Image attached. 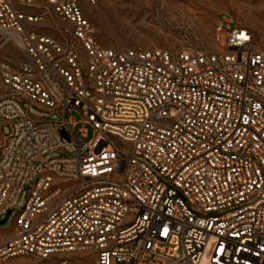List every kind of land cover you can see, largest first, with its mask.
I'll list each match as a JSON object with an SVG mask.
<instances>
[{
  "label": "built area",
  "instance_id": "built-area-1",
  "mask_svg": "<svg viewBox=\"0 0 264 264\" xmlns=\"http://www.w3.org/2000/svg\"><path fill=\"white\" fill-rule=\"evenodd\" d=\"M97 1L0 0V219L30 187L0 264H264V48L104 47Z\"/></svg>",
  "mask_w": 264,
  "mask_h": 264
},
{
  "label": "rangeland",
  "instance_id": "rangeland-1",
  "mask_svg": "<svg viewBox=\"0 0 264 264\" xmlns=\"http://www.w3.org/2000/svg\"><path fill=\"white\" fill-rule=\"evenodd\" d=\"M93 27L94 36L104 47L166 49L177 52L183 49L218 50L225 46L222 35L219 45L215 42L216 25L219 20L229 21L232 25L246 28L253 36L254 43L264 48V0H98L87 11ZM52 26L53 23H47ZM52 31V29H48ZM4 51L11 57H22L13 38L5 45ZM1 87V85H0ZM28 107V102H22ZM31 115L39 118H56L38 106L29 107ZM79 121L77 111L71 113ZM78 123L75 130L81 127ZM88 135L92 129L85 125ZM10 132L4 119H0V144ZM63 142L66 140L63 139ZM72 154L70 146L62 151L53 152L51 157ZM36 177L33 179V182ZM30 192L25 185L19 195L17 208L0 219V240L13 230V223ZM5 220L4 223H1ZM71 257L62 253L56 258ZM49 261L31 256H19L2 264H49Z\"/></svg>",
  "mask_w": 264,
  "mask_h": 264
},
{
  "label": "water",
  "instance_id": "water-1",
  "mask_svg": "<svg viewBox=\"0 0 264 264\" xmlns=\"http://www.w3.org/2000/svg\"><path fill=\"white\" fill-rule=\"evenodd\" d=\"M10 213V211L8 212V214ZM5 220H2L1 223H4Z\"/></svg>",
  "mask_w": 264,
  "mask_h": 264
},
{
  "label": "crops",
  "instance_id": "crops-1",
  "mask_svg": "<svg viewBox=\"0 0 264 264\" xmlns=\"http://www.w3.org/2000/svg\"><path fill=\"white\" fill-rule=\"evenodd\" d=\"M2 144H0V147H1ZM13 231V230H12Z\"/></svg>",
  "mask_w": 264,
  "mask_h": 264
}]
</instances>
